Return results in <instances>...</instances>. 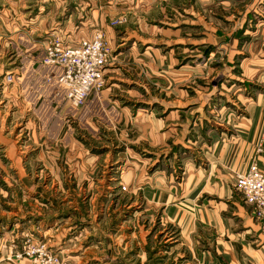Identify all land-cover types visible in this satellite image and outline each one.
<instances>
[{"label": "rangeland", "instance_id": "1", "mask_svg": "<svg viewBox=\"0 0 264 264\" xmlns=\"http://www.w3.org/2000/svg\"><path fill=\"white\" fill-rule=\"evenodd\" d=\"M35 9L45 17L34 37L40 57L50 36L60 35L67 41L72 34L79 40L97 32L104 34L111 55L101 83L84 107H72L58 86H39L37 101L31 102L37 108L36 141L32 129L21 125L19 107L13 105L7 111L16 112L18 122L11 124L14 116L9 112L7 125L0 130V141L5 142L0 143V251L27 240L36 242L24 227L35 220L37 201L30 190L39 185L52 188L42 198L49 197L55 205L54 209L47 205V211V198L38 201L43 207L39 216L52 215L56 228L68 233L61 241L53 237L45 243L60 254L64 251L68 264H192L195 250L185 221H172L173 210L143 203L129 186L111 185L112 190L109 171L117 161L115 168H122L127 150L134 149L139 156L147 150L138 141L147 112L157 119L169 111L165 108L174 107L191 130L195 123L206 125L210 112L218 107L235 110L238 116L245 98L264 93L261 78H246L259 63L264 67V0H0V22L5 23L8 43L18 39L20 24ZM120 53L124 60L116 59ZM3 56L9 57L6 50ZM125 57H143L147 64L134 69ZM260 75L264 79V70ZM115 79L132 83L134 89ZM115 102L119 109L131 108L134 116L128 120L121 113L117 118L112 114ZM135 116L139 127L133 125ZM196 133L189 136L201 132ZM42 151L53 160L46 166L31 163ZM14 155L20 156L18 163L11 160ZM88 157L94 162L86 163ZM177 164L181 167L173 181L182 183L186 164ZM235 181L232 185L239 194ZM67 188L70 192L64 194ZM71 199L81 208L69 232V214L63 204ZM95 234L113 235L115 240ZM197 240L202 241L201 254L206 240L202 235Z\"/></svg>", "mask_w": 264, "mask_h": 264}, {"label": "crops", "instance_id": "2", "mask_svg": "<svg viewBox=\"0 0 264 264\" xmlns=\"http://www.w3.org/2000/svg\"><path fill=\"white\" fill-rule=\"evenodd\" d=\"M36 10L26 15L29 18L20 24L19 33L16 35L18 39L14 42H7L5 23L0 22V130L7 125V116L10 112L7 111L15 105L21 112V125H26L25 130L32 129L33 132L31 131L30 134L35 141L37 108L33 107L31 102L37 101L35 99L39 86L43 85V89L57 86L55 83L47 82L46 79L52 71L43 66L42 56L38 54L39 43L35 42L34 37L41 31L40 24L44 23L45 17L42 10L39 12ZM70 35V40L67 41L74 46L81 40L92 37L90 33L87 37L76 40L72 34ZM5 50L9 54L8 58L3 56ZM122 56L120 53L115 57L124 60ZM127 58L125 60L128 65L134 69L147 64L143 57L142 60L141 57ZM262 66V63H259L258 67L253 70V74L246 73V78L250 80L261 78V81H264L260 75L264 70ZM9 75L14 77L13 85L7 84L6 77ZM121 83L124 87L134 89L132 83H127L125 80H121ZM46 89L45 93H47ZM115 104L112 114L117 118L121 113L128 120L129 116H134L135 111L131 108L124 106L119 109L118 103L115 102ZM23 107L25 110L21 111ZM172 108L174 107L165 108L169 111L164 117L160 115L161 117L157 119H152L153 114L149 112L143 115L145 121L140 125L142 137L138 141L142 140L143 142L140 143L147 147V150L141 151V159L138 154L134 155V149L124 152L126 158L123 159L125 162L121 169L115 168L118 161L112 164L113 168L111 172L109 171L111 178L107 180L110 188L111 185H115L117 189L123 184L129 186L133 189L131 193H138L143 203L149 206L153 204L155 208H162L164 211L173 210L174 219L172 221H178L180 224H184L185 221L186 230L191 235L192 250H195L194 255L192 254V264H264V233L261 224L252 216V207L244 201L232 185L236 175L248 172L254 162L264 171V93L257 94L253 98H245L244 105L239 107L238 116L234 115L235 110L231 111L230 108L224 106L218 107V111L210 112V118L207 117L209 122L206 125L195 123L191 130L183 122L182 113ZM192 114L194 116L195 112ZM14 115L16 112H10V116ZM13 118V122L10 121L11 124L17 123V117ZM135 120L137 122L135 121L133 125L137 126L139 117L137 116ZM196 127H200L201 131ZM193 131L195 134L196 132L201 133L198 136H189ZM0 143L5 142L0 141ZM7 156L9 157V153ZM13 157L14 159L11 160L18 163L20 156L19 158L16 155ZM34 160L46 166L50 160H53V157L50 153L42 151L31 158L30 162ZM93 160L94 158L88 157L85 162H94ZM176 162L181 165L186 164L182 183L173 181L174 174L181 167L178 168ZM84 170L81 169L79 173H83ZM63 192L66 194L70 191L67 188ZM30 193L37 201L36 208H33L36 217L28 223L29 226L24 227L25 231L31 232L37 239L36 242H46L48 238L53 237H56L54 238L56 241H61L68 233L56 228L57 220L53 219L52 215L43 216L44 218L39 216V211L43 210V207L40 209L38 201L47 198L49 202L44 207L55 208L49 197L42 198V195L52 193V188L33 185ZM74 203L75 201L71 199L63 204L69 214L66 217L69 232L72 230L73 217H77L81 208L80 205L77 206ZM43 223L47 228L42 226ZM16 226L18 225L14 227ZM200 228L201 234H199ZM54 229L56 233H53ZM196 230L197 235H195ZM198 235H202V239L206 240V249L201 254L198 245L202 241L197 240ZM97 236L114 239L113 235L95 234V237ZM4 237L8 238L6 234ZM99 242L102 245L101 239ZM20 246L19 244L10 245L2 249L0 264H39L36 260L14 259V254ZM63 252L61 254L65 258ZM86 253L91 254L88 251ZM67 258L71 262L70 257L67 256ZM95 264L100 263L97 261Z\"/></svg>", "mask_w": 264, "mask_h": 264}, {"label": "built area", "instance_id": "3", "mask_svg": "<svg viewBox=\"0 0 264 264\" xmlns=\"http://www.w3.org/2000/svg\"><path fill=\"white\" fill-rule=\"evenodd\" d=\"M42 64L51 69L46 79L55 83L74 108L84 107L94 89L101 83L103 72L109 63L110 50L102 32L72 45L60 35L47 38ZM9 75L6 80L13 82ZM235 188L244 201L252 207V216L261 224L264 233V171L256 162L249 171L236 175ZM126 190V187H122ZM14 259L36 260L39 264H68L63 255L54 252L45 242L25 241L15 252Z\"/></svg>", "mask_w": 264, "mask_h": 264}]
</instances>
